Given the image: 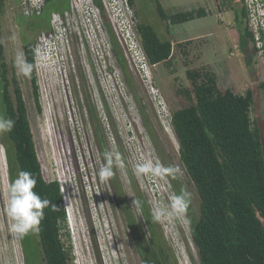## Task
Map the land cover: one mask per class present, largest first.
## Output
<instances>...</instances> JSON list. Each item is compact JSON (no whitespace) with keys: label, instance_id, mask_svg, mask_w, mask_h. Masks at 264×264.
Segmentation results:
<instances>
[{"label":"rangeland","instance_id":"rangeland-1","mask_svg":"<svg viewBox=\"0 0 264 264\" xmlns=\"http://www.w3.org/2000/svg\"><path fill=\"white\" fill-rule=\"evenodd\" d=\"M78 1L52 0L45 5L47 13H33L29 22L38 24L30 30L20 23L16 27V11L22 0H6L0 9V38L7 63L10 68L14 66L24 94L43 175L47 180H59L69 211V237L64 235V240L72 246V264H201L191 234V223L199 217L200 195L181 159L173 125L159 116L143 84L128 48L130 40L121 31L125 28L121 17L112 13L114 9H109L106 0H93V8L100 9L106 26L99 32L94 23L82 16ZM213 1L160 0L169 14L214 7ZM156 8V0H133V22L153 25L163 40L175 44L193 39L184 49L175 45L171 67L151 64L170 113L190 102L183 90L193 95L186 70L207 66L217 74L221 87L237 93L253 90L252 117L264 151V88L260 85L264 82V51L256 49L254 43L240 46L237 28L229 29L224 21H216L214 14L167 25ZM75 12L77 37L70 41V52L61 54V50L57 54L47 43L52 22ZM227 19L232 21V15ZM109 28L126 61V72L114 45L103 44L106 34L111 35ZM132 32L137 33L134 24ZM28 40L39 49L43 64L37 76L41 110L33 97L30 77L18 74L15 66L17 54L23 52V44ZM106 49L114 52V67L103 61ZM5 136L6 133L0 135V264H26L22 238L10 234L11 220L6 214V192L12 177ZM105 151L119 155L121 166L114 164L113 177L101 181L98 171ZM159 154L166 162L163 165L172 169L170 173L175 176L178 189H174L167 174H134L139 156L157 158L162 164ZM182 188L192 194L186 217L152 222L151 209L166 203L170 192L178 193ZM135 199L141 201L142 207L133 206ZM33 237L42 263L39 236Z\"/></svg>","mask_w":264,"mask_h":264},{"label":"trees","instance_id":"trees-1","mask_svg":"<svg viewBox=\"0 0 264 264\" xmlns=\"http://www.w3.org/2000/svg\"><path fill=\"white\" fill-rule=\"evenodd\" d=\"M52 0H47V5ZM131 4L133 0H130ZM162 19L180 24L202 18L203 7L168 14L160 0H156ZM243 16L247 11L243 9ZM145 52L153 65L171 67L175 59V45L184 49L193 39L176 44L163 40L157 29L145 22L136 23ZM116 55L127 70L126 61L109 28ZM254 40L245 28L242 46ZM184 54H187L183 50ZM25 60L35 64V47L24 46ZM4 56L0 40V107L15 120V127L6 133L12 180L20 171H29L37 179L35 191L50 204L44 209L40 224L39 247L32 233L22 237L26 264H72L68 212L59 180H47L43 175L35 138L19 79ZM187 78L192 83L190 102L172 113V125L179 140L181 159L200 195L199 217L191 223L192 239L198 247L201 264H264V151L261 135L252 117L254 93L248 88L237 93L219 85L217 74L207 66L188 68ZM33 97L41 110L36 67L29 76ZM130 80V79H128ZM264 88V82H261ZM52 205L58 211L52 210Z\"/></svg>","mask_w":264,"mask_h":264},{"label":"clouds","instance_id":"clouds-1","mask_svg":"<svg viewBox=\"0 0 264 264\" xmlns=\"http://www.w3.org/2000/svg\"><path fill=\"white\" fill-rule=\"evenodd\" d=\"M37 57L39 49L36 50ZM38 64V61H37ZM15 66L18 74L30 76L37 65L25 60L23 52L17 54ZM15 127V120L7 116L5 112L0 111V135L9 133ZM104 163L100 166L98 175L101 181H107L113 177V166L119 164L120 157L112 151L103 153ZM134 174L137 176L163 177L170 173L172 169L165 167L157 158L139 156L134 164ZM37 179L29 171H20L16 178L12 180L6 192L7 207L6 214L11 223L9 232L14 238H22L29 233L38 234L41 221L44 219V209L50 204L47 198L34 189ZM192 194L186 189H181L178 193L170 192L166 203H160L151 209L152 222H164L172 220H182L187 215L191 203ZM133 206L142 207L140 200L135 199ZM53 211H58L56 205H52ZM69 215V211H68Z\"/></svg>","mask_w":264,"mask_h":264},{"label":"built area","instance_id":"built-area-1","mask_svg":"<svg viewBox=\"0 0 264 264\" xmlns=\"http://www.w3.org/2000/svg\"><path fill=\"white\" fill-rule=\"evenodd\" d=\"M47 0H22L23 8L31 13H41L43 8L46 5ZM77 3V0H74ZM109 5V9H114L112 11L113 14L117 13L118 17H121L123 21L124 29H121L123 35L126 36L130 43L128 44V48L132 57V61L140 74V77L145 85L148 94L150 95L154 105L156 107L157 113L162 119H169L172 124V114L170 113L168 103L165 99V96L157 87L156 82L154 80V74L151 68V62L145 52L141 37L138 39L139 33L137 32L136 24L133 22V15L130 11L131 2L130 0H106ZM82 6V16L96 25V27L100 31H103V15L99 8L98 10H94L93 0H79ZM130 5V6H129ZM244 5L247 9V20L248 25L251 28V31L254 34V46L256 49L260 51H264V0H244ZM76 6V5H75ZM77 11V10H76ZM75 16L74 14L66 13L61 20L55 19L52 22V33L47 37L48 44L51 45L53 52H57L60 54V51L63 50L64 53L70 52V41L74 36L77 37V24H75ZM133 24L135 25V30L138 33L136 35L132 32ZM106 28V26H105ZM107 33V32H106ZM103 40L104 46H110L113 43L112 38L110 39L109 33ZM103 38V36H102ZM108 40L106 41V39ZM112 40V41H111ZM139 40V42H138ZM113 49V46H112ZM37 49H35V65L36 66V75L40 73V70L43 66L42 59L40 56L37 57ZM113 51V50H112ZM112 51H108L106 49V55H104L105 64L108 66L107 61L111 67L113 65V54ZM107 60V61H106ZM38 61V64H37ZM116 75V73L114 74ZM117 76V75H116ZM152 158V157H151Z\"/></svg>","mask_w":264,"mask_h":264},{"label":"flooded vegetation","instance_id":"flooded-vegetation-1","mask_svg":"<svg viewBox=\"0 0 264 264\" xmlns=\"http://www.w3.org/2000/svg\"><path fill=\"white\" fill-rule=\"evenodd\" d=\"M15 1H17V0H15ZM5 2H6V0H0V9H2L5 6ZM213 2H214V7H211V6L203 7L206 10V15L203 16L202 18H207V17L210 18L214 14L215 15L214 18L216 19V21H218V22L224 21L226 23V25L229 27V29L235 30V28H237V34H238V39H239V43H240L239 45L241 46L243 35H245V28H247L248 30H251V28L248 25L247 17L243 16V9L244 8L246 9V7L244 5V0H214ZM246 11H247V9H246ZM1 13H3V12H1ZM45 13H47L46 6L42 10V14H45ZM32 15H33V13L28 12L23 8L22 2L19 3L17 11H16V16H18V21H16V27H18L19 23H20V24H22V26H24V28L26 30L27 29L28 30L33 29L34 25L38 24V22L35 21V24H34V22H32V23L29 22L30 18L31 19L34 18V16H32ZM228 15H232V21L229 19L226 20ZM221 24L224 25V23H221ZM0 31H1V21H0ZM245 37H246V40H248V42H251V44L254 43V40H250L248 35H246ZM0 40H2V39L0 38ZM2 42H3V40H2ZM25 45H30L33 47L34 43L32 40H28V41L24 42L23 54H24V46ZM3 47H4V43H3ZM4 56L6 57L5 53H4ZM24 58H25V56H24ZM9 68H10V66H9ZM10 70L12 72L15 71V73H16L14 66H11ZM38 109H39V107H38ZM155 150H156V148H155ZM159 158L162 161V165L166 164L164 158H162L161 155ZM163 166H165V165H163ZM167 176H168L169 180L172 181L174 189L175 188L178 189V183H176L175 176H173L171 173H167Z\"/></svg>","mask_w":264,"mask_h":264},{"label":"crops","instance_id":"crops-1","mask_svg":"<svg viewBox=\"0 0 264 264\" xmlns=\"http://www.w3.org/2000/svg\"><path fill=\"white\" fill-rule=\"evenodd\" d=\"M161 4H162V2H161ZM162 6H163V8L165 9V11L168 13V10H167V8H166V6L164 5V4H162ZM157 9V8H156ZM193 9V8H192ZM158 12V11H157ZM159 14V13H158ZM169 14V13H168ZM159 16H160V14H159ZM161 17V16H160ZM199 19V18H198ZM200 19H203V18H200ZM164 20V19H163ZM195 20V19H194ZM164 21H166V20H164ZM193 21V20H192ZM189 22V21H188ZM166 23H167V25H168V21H166ZM186 23V22H185ZM170 25H173V24H171V23H169ZM174 25H177V24H174ZM156 28V27H155ZM157 29V31H158V33H159V30H158V28H156ZM160 35V34H159ZM161 36V35H160Z\"/></svg>","mask_w":264,"mask_h":264},{"label":"bare ground","instance_id":"bare-ground-1","mask_svg":"<svg viewBox=\"0 0 264 264\" xmlns=\"http://www.w3.org/2000/svg\"><path fill=\"white\" fill-rule=\"evenodd\" d=\"M61 54H64V52H62ZM68 212V211H67Z\"/></svg>","mask_w":264,"mask_h":264}]
</instances>
